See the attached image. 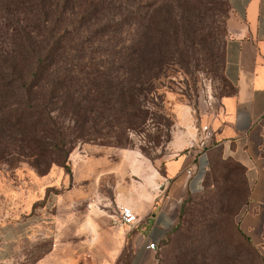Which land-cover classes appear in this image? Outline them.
<instances>
[{"label": "rangeland", "instance_id": "374dc122", "mask_svg": "<svg viewBox=\"0 0 264 264\" xmlns=\"http://www.w3.org/2000/svg\"><path fill=\"white\" fill-rule=\"evenodd\" d=\"M135 1L144 4L150 0ZM11 2H15V0H0V8ZM26 7L25 10L14 15L19 19L23 18L24 22L43 17L48 19V25L52 24L54 18L52 9L46 6L36 7L32 3L27 4ZM147 9L150 20L146 22V26L138 30L143 39L140 52L128 64L126 73L122 75H127L129 79L134 80L137 76L136 70L143 69L145 77L148 79L143 83L144 91H141L139 96L138 92L133 93V96H137V100L127 99L124 95L122 113L118 114L117 122L112 123L110 127L105 123L97 125V129L94 127L93 129L97 131L92 133H97L96 137L90 141H78L68 156V163H70L71 154L73 160L95 154L112 158L116 157L115 155L120 149L133 151L137 156L138 161L135 162L133 158L129 162L128 168L133 172L140 167V161L147 164L157 163L167 156V145L175 124V113L179 108L184 107L189 110L196 121L202 114L212 111L213 103L221 94L231 91L222 72L223 47L229 17L227 0H169L164 8L150 6ZM1 15L3 16L0 11V18ZM116 17V8L111 7L104 14L97 16L90 24L81 26L73 33L72 39L62 51L61 57L73 61L81 54L86 59L89 55L88 51H90V55H93L95 60L99 58L101 53L93 51L98 46H103L107 42L105 40L114 41L118 34L107 32L94 35L93 29L96 25L114 20ZM70 18L71 16L66 15L60 17V22L55 27L57 34L61 33L68 25ZM1 20L0 36L4 35L8 29V26L3 27ZM128 33L132 35L133 30ZM128 33L125 34V39H127ZM8 41V39L4 40L0 37L1 45ZM91 59L87 58L85 61ZM27 69L24 67L23 77L26 76ZM111 79L115 81L113 77ZM46 83L45 78L43 87L38 91L40 96L44 93ZM69 84H71L69 81L60 84L61 94L59 93V96L71 94L72 102H80L81 110L78 115L81 124L86 128L91 125V119L85 108L87 104L90 106L98 104L102 96L103 98L110 96V93H101L107 82L102 81L93 88L81 85L77 92L73 90L75 86ZM82 86L90 91L87 92ZM7 96H15V94H11L7 87L0 86V97ZM19 137L21 136L19 135ZM12 138H18V134H10V131H7L4 137L3 133H0V240L1 236L15 237L17 233L22 234V226L25 223H30L32 218L35 222L39 217L38 238L26 240L22 237L17 243L14 242L13 245L17 244L16 248L19 253L11 259L13 264L30 263L34 256L49 250L51 242L50 238L46 236L54 237L55 235L56 237L58 234L63 235L64 233L73 235L72 239L74 240L69 243L71 251L65 249V254H71L73 257L77 255L75 257L80 261L87 260L86 255L76 253L84 250L80 246L79 235L81 233H100L99 231L104 227L93 226L92 221H89L88 225L85 224L88 223V217L98 216L87 215V212L83 210V202L72 200V206L66 208L70 212V216H68L70 223L54 222L52 216L58 213L60 218H64V212L62 206L59 209L54 208L53 211V201L48 192L44 200L31 205V199L39 189V184L33 182V177L34 175H43L48 170L41 171L42 168L40 171L36 170L30 164L31 157L25 158L18 154ZM115 141H119L120 144H116ZM10 151L11 153L7 154ZM52 166L56 165L51 164L49 168ZM223 166L224 161L216 160L211 165L212 171L216 169L220 171L219 176H222ZM238 177L239 172L234 171L230 178L224 180V184H221L222 179H218L219 183L216 187L210 185L211 181L208 178V187L204 190L206 193L200 194L201 189L199 193L185 197L192 203L186 204L185 215L177 213L167 236H164L158 243V248L155 251L156 264H257L256 260L246 253H240L238 257L234 255L233 260L228 258V255L237 253L233 250L237 240L233 227L239 204L245 196L243 185L240 184ZM100 179L102 187L105 189L107 187L105 184L111 180L104 173ZM221 187L225 188L226 193L220 200L214 193L216 188ZM24 195H29V197ZM202 196H204L203 199ZM23 201H27L29 204L24 206ZM220 203L221 206L226 207L225 210L228 213L222 214L220 219V229L223 234V237H220L222 249L212 250L210 244L204 243L203 249H194L190 253L186 247L194 246L195 248L198 245L195 242L196 230L191 227L193 220H198L202 211L207 214L206 211L218 210ZM109 214H115L112 207H109L108 211H103L102 216L105 218ZM215 217L216 215L213 218ZM187 238H193V241L187 243ZM64 245L67 246L68 243L56 242L57 251H63ZM227 245H230L232 249L228 250ZM231 252L233 253L231 254ZM192 256L194 257L193 262L190 260ZM124 262L125 259L119 258L116 264H124Z\"/></svg>", "mask_w": 264, "mask_h": 264}, {"label": "crops", "instance_id": "0c3cea01", "mask_svg": "<svg viewBox=\"0 0 264 264\" xmlns=\"http://www.w3.org/2000/svg\"><path fill=\"white\" fill-rule=\"evenodd\" d=\"M227 2L222 72L231 91L221 94L212 111L196 121L189 110L179 108L167 156L157 163L140 161L133 172L129 162L133 158L138 161L137 156L120 149L112 158L95 154L73 160L71 154L69 174L52 166L45 174L34 175L33 182L39 184V189L31 205L44 200L48 192L53 211L62 206L64 212V218L57 213L52 220L70 223L66 208L72 206V200H81L87 215L98 216L88 217L85 224L92 221L93 226L104 229L79 235L84 250L76 253L86 255L87 260L65 254V249L71 251L69 243L74 240L73 235L64 233L46 236L51 242L49 250L28 264H116L119 258L125 259L124 264H156L157 245L171 228L181 201L201 191L202 179L214 159L231 161L242 170L245 197L235 223L264 263V0ZM103 173L111 180L105 189L100 182ZM120 206L132 210L134 224L114 222ZM109 207L115 214L103 218V211ZM38 227L39 217L35 222L32 218L22 226V234L1 236L0 264H13L11 259L19 253L14 242L22 237L37 239ZM56 242L68 245L57 251ZM148 243H154L156 249H146Z\"/></svg>", "mask_w": 264, "mask_h": 264}, {"label": "trees", "instance_id": "16d2710c", "mask_svg": "<svg viewBox=\"0 0 264 264\" xmlns=\"http://www.w3.org/2000/svg\"><path fill=\"white\" fill-rule=\"evenodd\" d=\"M133 2L134 0H15L0 8L3 14L0 18L1 22L3 21V27L8 26L4 35L0 37L9 40L4 45H1L2 41L0 42V86L7 87L11 94H15V96L0 97V133H3L4 137L7 131H10V134H18V138H12V142L16 145V152L25 158L31 157L30 164L36 170L40 171L42 168L41 171H46L51 164H55L69 174L67 159L75 144L78 141H90L96 137L97 133L92 132L97 131V125L105 123L110 127L112 123L117 122L118 114L122 113L124 95L127 99L137 100V96H133V93L138 92L139 96L141 91H144L143 83L148 79L143 69L136 70L137 76L134 80L129 79L127 75H122L126 73L128 64L140 52L143 39L138 30L146 26V22L150 20L147 7L155 6L161 9L169 3V0H150L144 4ZM30 3L36 7L46 6L52 9L54 15L52 24L48 25V19L43 17L24 22L23 18L19 19L14 15L25 10L26 5ZM111 7L116 8L117 17L96 25L93 29L94 35L112 32L118 36L116 35L114 41L105 40L107 42L103 46H98L93 51L100 52V57L95 60L88 51L87 58H92L89 61H85L87 58L84 59L81 54L73 61L63 59L61 53L72 39L73 33L81 26L90 24ZM165 12L167 13V10ZM65 15L71 16L70 21L63 31L57 34L56 24L60 22V17ZM132 30L131 35L128 32ZM126 33H128L127 39H125ZM24 67L28 68L25 77H23ZM110 67L114 68L109 69ZM45 78L47 86L40 96L38 91L43 87ZM67 81L71 82L69 85L75 86L73 90L76 92L81 85L93 88L102 81L107 82L101 93L107 92L110 96L104 98L102 96L98 104L93 106L87 104L85 108L91 119V125L86 128L81 124L78 115L81 110L80 102H72L71 94L59 96L60 84ZM82 88L87 92L90 91L83 86ZM52 111L53 114H51ZM94 127L96 129H93ZM106 138L109 137L106 136ZM115 143L120 144L119 141ZM9 153L11 151L7 152ZM216 160L223 161L214 159L209 164L202 179L200 194L206 193L204 190L208 187V178L211 181L210 185L216 187L219 183L218 179H222L221 184H224L225 179L230 178L234 171H238V179L243 185L245 195L241 168L225 160L222 176H219L220 171L216 169L212 171L211 167ZM216 189L214 194L221 200L226 190L224 187ZM188 203L192 202L185 199L180 204L179 215H185ZM225 209L226 207L221 206L220 203L218 210L206 211L207 214L202 211L198 220H193L191 227L196 230L195 242L198 245L195 248L185 245L187 251L191 253L194 249H203L204 243L210 244L212 250L222 249L220 237L223 234L220 229V219L222 214H228ZM214 214L215 218H213ZM233 231L237 239L233 250L237 253L228 255L229 260H233L234 255L238 257L240 253H246L252 256L257 264H264L256 250L242 237L235 222ZM186 240L188 243L193 241V238ZM227 246L228 250L232 249L230 245ZM47 251L34 256L33 260L43 256ZM193 259L192 256L191 262Z\"/></svg>", "mask_w": 264, "mask_h": 264}, {"label": "built area", "instance_id": "2783aa9c", "mask_svg": "<svg viewBox=\"0 0 264 264\" xmlns=\"http://www.w3.org/2000/svg\"><path fill=\"white\" fill-rule=\"evenodd\" d=\"M202 129L206 130L205 127H203ZM206 134L208 133L206 132ZM114 222H116L117 224L132 225L136 222V217L129 207L120 206L117 210V215ZM145 248L155 250L156 245L154 243H148Z\"/></svg>", "mask_w": 264, "mask_h": 264}]
</instances>
